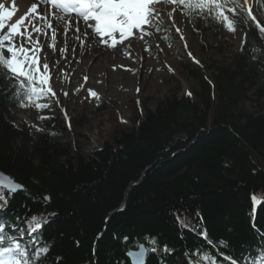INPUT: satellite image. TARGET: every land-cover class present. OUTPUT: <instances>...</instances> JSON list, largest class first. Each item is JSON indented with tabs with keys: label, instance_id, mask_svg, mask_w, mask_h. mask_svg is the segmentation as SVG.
Wrapping results in <instances>:
<instances>
[{
	"label": "trees",
	"instance_id": "16d2710c",
	"mask_svg": "<svg viewBox=\"0 0 264 264\" xmlns=\"http://www.w3.org/2000/svg\"><path fill=\"white\" fill-rule=\"evenodd\" d=\"M254 11L264 19V11ZM185 23L204 57L199 64L180 61L192 86L181 95L169 91L153 107L136 103L130 123L118 120L98 150L63 141L69 130L58 115L42 121L43 132L15 125L11 112L20 107L0 100V168L31 194L16 193L13 208L59 213L44 229L54 243L45 264L57 257L62 264H132L126 251L150 246L151 237L179 249L181 260L185 247L226 253L221 239L241 259L264 247V66L230 43L243 28L230 33L211 21L200 20L199 30ZM248 41L247 48L261 43L251 31ZM45 195L46 208L34 202ZM250 195L261 201L254 220ZM145 264H158L157 256ZM168 264H178L175 256Z\"/></svg>",
	"mask_w": 264,
	"mask_h": 264
},
{
	"label": "snow or ice",
	"instance_id": "6c2138e0",
	"mask_svg": "<svg viewBox=\"0 0 264 264\" xmlns=\"http://www.w3.org/2000/svg\"><path fill=\"white\" fill-rule=\"evenodd\" d=\"M25 3L30 6L19 14L17 0H11L10 4L0 2V81L6 82L0 84V100L23 109H50L53 100L59 103L53 86V72L63 70L59 68L61 61L52 63V60L53 55L67 59L68 49L56 51L53 44V52L48 53L49 46L41 40V37L50 34L52 40L56 41V29L61 33H76L74 38L77 41L83 36L85 43L93 42L96 47L119 51L121 46L132 45L137 39L143 40L162 30H171L179 34L181 41H185L181 28L176 25L177 16L191 23L196 30H199L197 25L200 20L211 21L230 33H235L238 27L243 28L241 51L247 49L253 62L264 66V19L258 18V13L254 11V5L264 11V0H25ZM250 31L256 34L261 43L247 48ZM164 39L170 37L164 36ZM183 47H188L186 41ZM72 50L75 51V48ZM187 55L196 64L200 63L190 51ZM88 79L84 77L85 81ZM88 94L100 98L98 92L92 89H88ZM64 95L68 93L64 92ZM187 95L191 96L192 93L189 91ZM42 98L48 99V102H40ZM64 115L67 118L66 111ZM39 119L52 120L54 116L41 115ZM68 126L71 127L70 123ZM33 127H36V131H44L38 126ZM20 191L29 197L31 195L20 183L0 179V264H45L54 243L44 238V229L59 213L30 214L31 209L23 203L21 210L14 209L12 200ZM250 199L253 208L249 216L254 220L261 201L255 195H250ZM34 202H40L46 208L51 203V196L45 195L40 201L34 199ZM120 210L123 211V208ZM171 214L178 223H182L176 212ZM196 216L203 220L199 210ZM201 235L207 239V229ZM127 239L124 238L125 241ZM208 243L212 244V241L208 240ZM149 244L145 246L141 243L137 245V250L126 251L132 264H145L147 256L151 254L157 256L158 264H168V257L171 256H175L178 264H218L217 257H223L227 264H264V247L257 249L258 256L249 254L241 259L236 257L229 241L224 239L219 240L218 245L226 249V253L213 255L203 248L185 247L183 260L176 256L179 249L167 243L160 244L158 237H151ZM56 264H62L61 257L56 258Z\"/></svg>",
	"mask_w": 264,
	"mask_h": 264
},
{
	"label": "rangeland",
	"instance_id": "374dc122",
	"mask_svg": "<svg viewBox=\"0 0 264 264\" xmlns=\"http://www.w3.org/2000/svg\"><path fill=\"white\" fill-rule=\"evenodd\" d=\"M176 25L183 32L188 45L186 49L183 47L185 41L178 38L179 34L171 30L154 32L143 40L137 39L132 45L121 46L118 55L121 53L122 63L108 65L105 71L97 74L94 71L96 77L98 76L94 83L90 80L88 68H77L87 60L86 54L79 58L75 51L65 47L68 49L67 59L53 55L52 60V63L61 61L59 68L63 70L53 72V86L59 103L53 100L50 109L37 110L29 107L13 110L11 117L15 125L26 122V125L36 130L33 126L41 128V115H58L64 121L66 130H69L64 134L63 141L78 145L85 152L100 149L117 130L118 120L124 124L130 123L136 103L139 105L140 102L141 106L149 103L150 107H153L154 101L169 91L177 90L178 95H181L187 87L192 86V81L181 71L179 64L184 57L188 58V51H191L196 59L204 60L200 53L201 42L187 27L182 17H176ZM56 31L58 34V29ZM67 35L68 32L61 34L65 43L68 41ZM164 36H169L170 39L165 40ZM44 38L49 43L47 52L52 53L51 46L58 45V41H53L50 34L41 37V40ZM241 38L239 34L229 36L230 43L237 48L241 46ZM63 40L60 38L59 42L62 44ZM71 44L77 45L74 42ZM88 50L90 52L91 48ZM90 63L92 64V61ZM107 72L110 74L109 81L106 77L102 78V74L106 76ZM85 76L89 78L87 81L84 80ZM77 88L80 90L77 91ZM88 89L98 92L100 98L90 97ZM64 92L68 95L65 96ZM40 102H48V99L42 98ZM69 123L71 127L68 126Z\"/></svg>",
	"mask_w": 264,
	"mask_h": 264
},
{
	"label": "bare ground",
	"instance_id": "6f19581e",
	"mask_svg": "<svg viewBox=\"0 0 264 264\" xmlns=\"http://www.w3.org/2000/svg\"><path fill=\"white\" fill-rule=\"evenodd\" d=\"M0 2H5V3H11V0H0ZM18 3V7L20 9V13L19 14H23L24 11H26V8L30 5H27L25 3V0H17ZM61 32L58 29V34H57V39L56 41H58V45L55 44L56 49H62L67 47L68 49L72 50L75 46V53L77 54V56L80 58V56L85 55L86 54V58L87 60L84 62V64L78 65L77 68H88L89 69V76H90V80L92 83L96 82L98 79V76L96 77L95 73L97 74L98 72L101 71H105L106 67L108 65H114L115 63H122L120 60L122 58L121 53L120 55H118V51H114L110 48H104L103 46L100 47H96L94 46L93 42H84V38L83 36H81V39L79 41H77L74 37L75 35H77L76 33L73 34L72 31L68 32L67 35V43L64 42L63 38L61 37ZM63 40L62 44L59 42V40ZM47 44L48 41L44 38L42 42H45ZM55 41V42H56ZM72 42L77 43V45H79L77 47L76 44H71ZM89 47L91 48V51L88 52ZM49 50V48H47V51ZM130 51V50H128ZM135 53V51H134ZM54 57V56H53ZM90 61H92V64L90 63ZM73 66V64H72ZM51 67V65H50ZM95 71V73H94ZM105 77L108 79V81L110 80V74H106V76L104 74H102V78L105 79ZM101 79V78H100ZM127 80V79H125ZM55 89V88H54Z\"/></svg>",
	"mask_w": 264,
	"mask_h": 264
},
{
	"label": "water",
	"instance_id": "95a60500",
	"mask_svg": "<svg viewBox=\"0 0 264 264\" xmlns=\"http://www.w3.org/2000/svg\"><path fill=\"white\" fill-rule=\"evenodd\" d=\"M0 179H3V180H9V179H11V180H13L14 182H18V181H16L9 173H7L6 171H4V170H2L1 168H0ZM18 183H20V182H18ZM21 184V183H20ZM22 185V184H21ZM23 186V185H22ZM141 244V243H140ZM144 244V243H143ZM132 251H135V250H137V248H135V249H131ZM130 259V258H129ZM131 260V259H130ZM132 262V261H131ZM145 263H146V261H145Z\"/></svg>",
	"mask_w": 264,
	"mask_h": 264
}]
</instances>
